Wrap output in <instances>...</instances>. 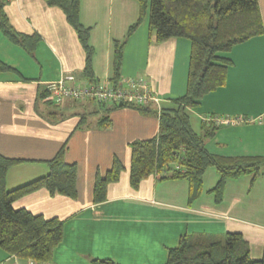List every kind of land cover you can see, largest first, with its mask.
Returning a JSON list of instances; mask_svg holds the SVG:
<instances>
[{
    "label": "crops",
    "instance_id": "0c3cea01",
    "mask_svg": "<svg viewBox=\"0 0 264 264\" xmlns=\"http://www.w3.org/2000/svg\"><path fill=\"white\" fill-rule=\"evenodd\" d=\"M257 4L263 34L225 54L231 60L225 85L188 111L197 134L209 127L202 121L206 116L243 121L220 126L204 140L205 150L218 158L264 157V0ZM3 10L15 32L39 38L32 53H27L0 30V62L10 68L0 72V155L25 161L8 169L6 188L44 176L45 162L65 142L63 160L76 166L74 199L39 189L12 204L14 209L62 222L61 241L47 264H90L92 259L165 264L168 249L175 248L182 236L222 238L227 233L241 234L250 257L261 258L264 168L256 175L227 179L219 202L211 192L219 179L214 167L205 170L201 194L190 203L184 180L149 176L137 189L129 185V144L153 138L158 132L159 111L185 94L190 53L187 39L156 43L146 20L126 39L118 80L140 78L146 82L159 100L158 105L139 106L147 111L70 99L57 105L47 87L67 76L73 78L66 80L68 86L112 81V42L125 37L137 17V6L132 0H80V23L90 29L91 78L82 74L85 53L60 9L43 0H7ZM106 109H110V124L102 127L99 123ZM114 158L123 170L118 181L107 186L105 201L95 204V176H103ZM0 264L30 261L0 250Z\"/></svg>",
    "mask_w": 264,
    "mask_h": 264
},
{
    "label": "trees",
    "instance_id": "16d2710c",
    "mask_svg": "<svg viewBox=\"0 0 264 264\" xmlns=\"http://www.w3.org/2000/svg\"><path fill=\"white\" fill-rule=\"evenodd\" d=\"M43 1L64 14L85 53L82 74L85 78H91L90 29L80 23V0ZM5 2L0 0L1 32L10 42L32 53L38 35L27 36L15 32L4 13ZM136 3L137 17L128 27L125 37L112 42L113 82L119 78L124 43L146 13L148 33L154 42L187 39L190 53L185 94L173 99L171 107L159 111L158 132L153 138L135 140L129 144V185L137 189L140 182L149 176H156L159 180H184L188 185L190 203L201 194L203 173L208 167H214L219 172V179L211 192L219 202L226 180L256 175L264 168V157L223 159L212 156L205 150L204 140L212 137L219 127L209 125L202 129L201 134L195 133L188 111L198 106L204 96L225 85L227 69L231 65V60L225 54L235 45L263 34L257 0H136ZM9 69L0 62V72ZM113 105L137 108L142 112L148 110L132 104ZM109 112L110 109L103 111L100 126L110 124ZM65 149L66 142L52 159L45 162L47 173L44 176L12 189L6 188L7 171L25 161L0 155V250L6 255L36 264L51 261L52 252L62 238V222L57 218L44 219L25 209H14L12 204L39 189L46 190L51 196L76 197V166L64 162ZM122 170L123 166L114 158L103 176L96 174L92 189L93 203L105 201L107 186L118 181ZM90 264L116 263L108 259H92ZM165 264H264V246L261 258L252 259L248 244L239 233H227L222 238L207 234L184 235L175 248L168 249Z\"/></svg>",
    "mask_w": 264,
    "mask_h": 264
},
{
    "label": "built area",
    "instance_id": "2783aa9c",
    "mask_svg": "<svg viewBox=\"0 0 264 264\" xmlns=\"http://www.w3.org/2000/svg\"><path fill=\"white\" fill-rule=\"evenodd\" d=\"M7 1V0H6ZM67 81H72L70 76L48 85L47 92L55 104H61L65 99L72 101H93L99 104H132L144 106L148 103L158 105L159 100L153 92L148 89L146 82L140 78L119 79L117 82L105 81L103 83H92L83 86H68ZM159 111V108H157ZM207 125L232 126L243 123L236 118L206 116L202 119ZM30 264H36L30 262Z\"/></svg>",
    "mask_w": 264,
    "mask_h": 264
},
{
    "label": "rangeland",
    "instance_id": "374dc122",
    "mask_svg": "<svg viewBox=\"0 0 264 264\" xmlns=\"http://www.w3.org/2000/svg\"><path fill=\"white\" fill-rule=\"evenodd\" d=\"M133 1H134L135 5L137 6L136 0H132V2ZM137 11H138V6H137ZM145 20H146V23H147V26H148V13L145 14V16L143 17L142 21H145Z\"/></svg>",
    "mask_w": 264,
    "mask_h": 264
},
{
    "label": "bare ground",
    "instance_id": "6f19581e",
    "mask_svg": "<svg viewBox=\"0 0 264 264\" xmlns=\"http://www.w3.org/2000/svg\"><path fill=\"white\" fill-rule=\"evenodd\" d=\"M90 102H93V101H90ZM94 104H98V105H100L99 103H96V102H93Z\"/></svg>",
    "mask_w": 264,
    "mask_h": 264
}]
</instances>
